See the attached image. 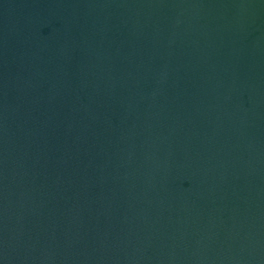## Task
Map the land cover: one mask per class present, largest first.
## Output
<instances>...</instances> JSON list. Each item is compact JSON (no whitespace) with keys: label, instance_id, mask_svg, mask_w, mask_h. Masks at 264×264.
Listing matches in <instances>:
<instances>
[{"label":"water","instance_id":"obj_1","mask_svg":"<svg viewBox=\"0 0 264 264\" xmlns=\"http://www.w3.org/2000/svg\"><path fill=\"white\" fill-rule=\"evenodd\" d=\"M0 264H264V0H0Z\"/></svg>","mask_w":264,"mask_h":264}]
</instances>
